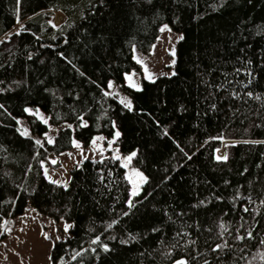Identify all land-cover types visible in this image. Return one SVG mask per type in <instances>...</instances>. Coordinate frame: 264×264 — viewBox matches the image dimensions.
<instances>
[{
  "label": "trees",
  "instance_id": "obj_1",
  "mask_svg": "<svg viewBox=\"0 0 264 264\" xmlns=\"http://www.w3.org/2000/svg\"><path fill=\"white\" fill-rule=\"evenodd\" d=\"M18 16L0 46V238L29 202L71 224L53 264H264V0H0V38ZM162 23L182 34L174 73L134 89L132 48L148 52ZM27 106L72 127L38 144L16 121L47 130ZM114 128L146 176L131 205L111 156L74 166L67 186L43 176L48 154Z\"/></svg>",
  "mask_w": 264,
  "mask_h": 264
},
{
  "label": "rangeland",
  "instance_id": "obj_2",
  "mask_svg": "<svg viewBox=\"0 0 264 264\" xmlns=\"http://www.w3.org/2000/svg\"><path fill=\"white\" fill-rule=\"evenodd\" d=\"M64 17L58 13H52L50 21L58 25ZM23 21L17 18L14 27L0 38V46L8 49L15 41V33L22 26ZM181 32L173 30L168 23H162L159 33L146 53L132 48V57L140 65V70H132L124 75V83L134 89H139L142 80H154L159 76H171L174 73L176 60V45L181 38ZM107 92L115 94L118 100L126 106H132L130 98L125 95L113 80L107 85ZM127 107V106H126ZM25 112L44 123L47 130L42 135L31 134L25 118L16 119L23 135L32 136L38 143L50 142L56 132L65 127H72L70 123L62 122L50 124L45 113L35 107L27 106ZM84 124V122H82ZM117 133L114 128L111 136L95 134L87 144L73 138L71 148L61 152L57 156L48 154L45 161L41 163L43 176L56 184L67 186L70 182V171L86 159L99 160L107 156L118 159L124 169L125 178L129 182V205L139 194L146 176L141 169L133 163L135 150L121 153L116 144ZM233 142L232 135L227 134L216 152L218 157L225 155L228 146ZM141 177L145 178L141 182ZM136 191V195L133 192ZM4 235L0 238V264H53L50 259V251L57 240L64 239L69 234L71 224L63 217L54 219L39 213L28 202L22 214L9 216L2 219ZM45 236L48 238L46 239Z\"/></svg>",
  "mask_w": 264,
  "mask_h": 264
},
{
  "label": "snow or ice",
  "instance_id": "obj_3",
  "mask_svg": "<svg viewBox=\"0 0 264 264\" xmlns=\"http://www.w3.org/2000/svg\"><path fill=\"white\" fill-rule=\"evenodd\" d=\"M126 106L129 107V108L131 107L130 104H126ZM116 135L119 136V133H117ZM50 142H51V141H50ZM133 155H135V153H133ZM218 159H219V157H218ZM144 179H145V178L141 177V182H143ZM136 194H137L136 191H134V192H133V195H136ZM130 205H131V202H130ZM45 238L47 239L48 237L45 236ZM97 239H98V238H97ZM96 242H97L96 240L93 241V243H96ZM262 243H264V241H262ZM105 250H107V248H105ZM77 255H79V254H77ZM74 258H75V257H74ZM177 264H185V262H184V261H178Z\"/></svg>",
  "mask_w": 264,
  "mask_h": 264
}]
</instances>
